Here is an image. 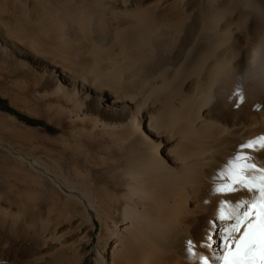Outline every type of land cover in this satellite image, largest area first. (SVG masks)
<instances>
[{
	"label": "bare ground",
	"instance_id": "bare-ground-1",
	"mask_svg": "<svg viewBox=\"0 0 264 264\" xmlns=\"http://www.w3.org/2000/svg\"><path fill=\"white\" fill-rule=\"evenodd\" d=\"M7 1L0 54L91 138L69 147L79 166L64 176L81 207L70 215L101 243L93 264H197L186 242L215 221L219 246L221 207L251 199L214 191L233 157L264 168V151L240 147L264 140V0ZM49 228L32 230L46 247L67 244ZM85 247L70 243L64 264H86Z\"/></svg>",
	"mask_w": 264,
	"mask_h": 264
},
{
	"label": "rangeland",
	"instance_id": "rangeland-1",
	"mask_svg": "<svg viewBox=\"0 0 264 264\" xmlns=\"http://www.w3.org/2000/svg\"><path fill=\"white\" fill-rule=\"evenodd\" d=\"M11 9L7 0H0V28L6 31L14 20ZM7 53L0 54V264H64L70 243L77 247L85 243L80 255L86 264H93L101 243L88 222L70 215L81 207L71 204L64 176L79 166L71 149H84L91 138L76 133L74 123L33 98L25 83H32L34 76ZM45 225L56 229L58 237L64 235L67 244L44 246L32 227L39 235Z\"/></svg>",
	"mask_w": 264,
	"mask_h": 264
},
{
	"label": "snow or ice",
	"instance_id": "snow-or-ice-1",
	"mask_svg": "<svg viewBox=\"0 0 264 264\" xmlns=\"http://www.w3.org/2000/svg\"><path fill=\"white\" fill-rule=\"evenodd\" d=\"M242 103L244 97H239ZM242 150L264 151V140L240 146ZM252 173H260L253 176ZM243 190L251 199L235 205L227 213L222 206L216 219L220 221V243L217 246V223L209 221L202 238L186 242V252L197 264H264V168L257 167L251 156L233 157L225 176V183L214 189L221 195ZM203 247L209 255L200 256L197 248Z\"/></svg>",
	"mask_w": 264,
	"mask_h": 264
}]
</instances>
